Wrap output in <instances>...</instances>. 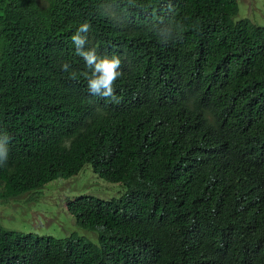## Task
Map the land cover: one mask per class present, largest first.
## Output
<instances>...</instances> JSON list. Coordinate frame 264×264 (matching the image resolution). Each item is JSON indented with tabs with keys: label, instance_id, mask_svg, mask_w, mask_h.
Listing matches in <instances>:
<instances>
[{
	"label": "trees",
	"instance_id": "trees-1",
	"mask_svg": "<svg viewBox=\"0 0 264 264\" xmlns=\"http://www.w3.org/2000/svg\"><path fill=\"white\" fill-rule=\"evenodd\" d=\"M239 12L238 0H0V198L38 201L87 165L126 189L66 200L93 240L0 231V264H264V26ZM158 17L183 38L162 45ZM84 22L86 48L120 57L119 103L80 75Z\"/></svg>",
	"mask_w": 264,
	"mask_h": 264
},
{
	"label": "rangeland",
	"instance_id": "rangeland-1",
	"mask_svg": "<svg viewBox=\"0 0 264 264\" xmlns=\"http://www.w3.org/2000/svg\"><path fill=\"white\" fill-rule=\"evenodd\" d=\"M238 2L240 12L235 20L246 19L255 25L264 26V0ZM50 186V189L39 196L38 201L31 200L30 194L16 199L0 200V224L7 230L18 233H33L57 239L76 235L93 240L89 234H94L80 228L75 218L66 210V200L82 195H94L108 200L120 197L126 192L125 188L97 177L90 165L79 175Z\"/></svg>",
	"mask_w": 264,
	"mask_h": 264
},
{
	"label": "clouds",
	"instance_id": "clouds-1",
	"mask_svg": "<svg viewBox=\"0 0 264 264\" xmlns=\"http://www.w3.org/2000/svg\"><path fill=\"white\" fill-rule=\"evenodd\" d=\"M168 11H172L171 5H169ZM90 27L91 26L88 22H84L79 25V27L71 36L75 54L83 58L85 67L88 69V71L81 72L80 75L83 76V78L87 81V89L91 95L104 98L105 100H110L113 103H119L121 98L116 95L114 85L117 79H119L122 75L120 57L119 55L115 54L110 57L107 55L98 56L95 48H86L85 45L88 43L87 34L90 31ZM150 30L162 45H168L169 43H175L183 38L185 26L181 21L176 20L174 17H169L167 20L158 17L156 21L150 25ZM60 67L64 72H69L71 66L67 62H63ZM77 78L76 72L73 71L70 73V79L77 80ZM9 139L10 137L6 133L0 134V163L6 161L7 159V144ZM106 182L112 184L111 182ZM114 185L123 187L120 184ZM207 191L210 201L212 195L217 191V184L211 185ZM0 200L4 199L0 198ZM0 226V231H2L3 234H5V230L10 231L1 224ZM34 235L36 236V234ZM37 237L40 239L52 238L54 240H58L57 238L51 236L37 235Z\"/></svg>",
	"mask_w": 264,
	"mask_h": 264
}]
</instances>
